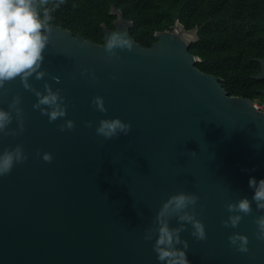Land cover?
Wrapping results in <instances>:
<instances>
[{"label":"water","instance_id":"95a60500","mask_svg":"<svg viewBox=\"0 0 264 264\" xmlns=\"http://www.w3.org/2000/svg\"><path fill=\"white\" fill-rule=\"evenodd\" d=\"M110 13L114 29L102 24V43L50 25L44 79L62 90L64 119L74 121V129L61 132L64 119L50 123L33 110L36 97L18 79L0 91V108L7 110L19 94L25 117L21 135H0V151L20 144L28 156L0 177V264H158L153 241L143 234L177 192L199 197L195 210L207 234L197 241L189 225L181 233L189 264H264L255 203L237 228L221 223L228 201L251 200L249 178L264 179V111L249 98L230 96L220 77L195 66L199 58L189 52L195 27L175 21L142 47L121 9L111 6ZM113 31L126 32L133 48L116 49L109 58L103 47ZM254 61L260 71L252 77L264 79V59ZM81 69L89 71L82 76ZM30 82L43 91V81ZM95 96L103 97L106 113L91 106ZM111 118L130 123V133L97 136L98 121ZM9 127H16L15 119ZM37 150L51 153L52 162ZM170 226H177L175 219ZM233 232L248 237V253L229 245Z\"/></svg>","mask_w":264,"mask_h":264},{"label":"clouds","instance_id":"9594fccd","mask_svg":"<svg viewBox=\"0 0 264 264\" xmlns=\"http://www.w3.org/2000/svg\"><path fill=\"white\" fill-rule=\"evenodd\" d=\"M63 0H60L62 3ZM49 0H0V91H7L6 85L14 80H19L23 89L33 93L36 102L33 110H38L48 121L55 122L64 119L67 115V104L60 88L53 89L44 78L49 73L42 68L44 51L49 44L52 33L51 22L53 17L46 5ZM59 5H57L58 7ZM43 8V17L37 11ZM109 58L117 56L116 49L131 51L133 41L124 31H113L105 37L103 47ZM118 58V57H117ZM88 69H81L83 76ZM55 83H60L58 77H49ZM116 77L113 76L112 79ZM43 81V91L38 90L30 80ZM95 79V77H93ZM21 97L13 95L7 110L0 108V135L16 137L25 130L24 113L20 107ZM91 106L100 113H106L104 99L95 96ZM16 127L11 128L13 120ZM84 126L93 127L92 121H85ZM61 132L72 130L75 123L71 119H64L59 125ZM131 124L119 118L100 119L95 126L97 136L111 140L118 136H127L131 131ZM195 152H193L194 154ZM37 156L47 163H51V153H41ZM28 159L22 145L6 148L0 151V177L8 175L16 164L24 163ZM248 186L253 191L251 200L241 197L237 201H228L225 208L229 215L221 223L225 228H237L244 216L256 210L262 214L254 220L256 225L255 238L264 241V179L257 181L250 177ZM199 197L194 193L177 192L164 200L152 221V226L143 234L145 242L153 241L152 251L155 253L158 264H189L186 249L188 242L181 237L186 231V225L191 227L190 235L197 241L207 239L203 222L197 218L196 205ZM175 219L177 226H170V221ZM228 243L240 253H248V237L238 232H233L228 237Z\"/></svg>","mask_w":264,"mask_h":264},{"label":"trees","instance_id":"16d2710c","mask_svg":"<svg viewBox=\"0 0 264 264\" xmlns=\"http://www.w3.org/2000/svg\"><path fill=\"white\" fill-rule=\"evenodd\" d=\"M111 6L132 22L130 35L142 47L175 21L187 30L195 27L197 40L189 47L199 58L195 66L220 77L230 96L263 102L264 79L252 76L260 71L254 58L264 59V0H49L46 5L52 25L96 43L103 41L102 24L114 29ZM37 10L42 18L44 9Z\"/></svg>","mask_w":264,"mask_h":264},{"label":"built area","instance_id":"2783aa9c","mask_svg":"<svg viewBox=\"0 0 264 264\" xmlns=\"http://www.w3.org/2000/svg\"><path fill=\"white\" fill-rule=\"evenodd\" d=\"M254 106H255L256 109L264 111V105H262L260 103L259 104L254 103Z\"/></svg>","mask_w":264,"mask_h":264},{"label":"flooded vegetation","instance_id":"af4514ba","mask_svg":"<svg viewBox=\"0 0 264 264\" xmlns=\"http://www.w3.org/2000/svg\"><path fill=\"white\" fill-rule=\"evenodd\" d=\"M263 89H261V91H262ZM262 104V103H261Z\"/></svg>","mask_w":264,"mask_h":264},{"label":"rangeland","instance_id":"374dc122","mask_svg":"<svg viewBox=\"0 0 264 264\" xmlns=\"http://www.w3.org/2000/svg\"><path fill=\"white\" fill-rule=\"evenodd\" d=\"M257 104H259V103H257Z\"/></svg>","mask_w":264,"mask_h":264}]
</instances>
